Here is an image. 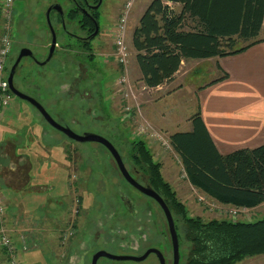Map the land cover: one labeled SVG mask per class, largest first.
Instances as JSON below:
<instances>
[{
    "label": "rangeland",
    "instance_id": "374dc122",
    "mask_svg": "<svg viewBox=\"0 0 264 264\" xmlns=\"http://www.w3.org/2000/svg\"><path fill=\"white\" fill-rule=\"evenodd\" d=\"M128 1L131 2V6L126 22V41L130 47L127 75L135 87V93L138 95V111L136 109L130 111L125 109L127 100L118 91L120 87L119 77L123 73V68L114 57L113 32L115 24L119 21V17ZM149 2L150 0L101 1L100 5L95 9L99 33L89 43L91 53L93 54L92 61L87 59V52L83 51L78 45L79 40L77 38L84 36L85 31L74 22H67L66 24L64 22V27L63 24L61 27L60 23L56 22L53 27L54 29L56 28V39L59 47L56 48L47 64L40 68L43 71H50L51 76H56L55 79H51L49 76L41 77L38 74H32L29 70L33 65L31 64L32 59L25 57L17 69L18 72L14 76V82L20 91L36 98L54 120L70 128L76 134L93 133L108 139L124 159L127 169L135 167L128 159L130 141L142 139L145 141L154 159L160 162V170L164 180L171 184L176 191L178 199L185 204L190 215L199 216L204 221L213 218L233 219L227 209L221 208L216 200L190 184L183 171L178 154L169 143V135L176 129L186 130L188 128L187 117L196 111L197 98L191 90L190 84L192 83L197 86L209 80V71L203 75V73L200 74L203 70L196 74H194L196 71L194 70L183 83L184 90L181 96L187 102L183 100L185 103L176 105L175 111L170 114V119L175 118L174 123L178 127H156L153 124V96L155 97L157 94L153 92V89H149V87L142 89V85L144 84L138 78L136 69L133 66L134 50L128 37L133 27L138 23L140 12L145 9ZM53 3H60L64 12L65 8L70 6L69 0L13 1L10 60L15 58L22 47H28L35 56L37 55L38 45H40L39 33L36 31L37 23L42 25L44 31H47L45 13L47 7ZM46 35V42H48L50 40L48 31ZM66 43L68 44L67 47L65 46ZM28 63H30L29 66H27ZM205 63V65L201 66L204 69H206V65L209 66L207 60H205ZM38 68L34 65V69L38 70ZM30 74H32L35 84H40V89L26 87L23 84V77ZM53 88L60 90L61 94L53 97ZM161 91L163 92L164 90H159V92ZM11 102L12 105L18 103L24 105L30 111L37 113L48 131L54 133L56 138L52 140V144L55 158L64 162V156L67 154L69 159L67 162L69 166L67 169H70L68 182L71 184L70 188L72 192L69 197H66L67 200L60 195V197H54L59 202V206H63L62 209L57 204L38 208V205L35 203L41 202L43 200L42 197L56 195L54 191H37L30 187L35 184H42L46 177L53 175V172L51 174L50 172H44V167L41 161L38 160L34 162V168L30 173L31 182L27 185L28 188L25 191H20L21 193H19L17 190H7L5 185L0 183V193L2 195L11 200H13V196L22 198L25 212L28 213L29 210H32L28 216L35 214V216H40L38 219L44 220L46 218L43 222V228L40 226V228L44 229L40 233L42 240H38L34 233H29L28 237L26 236L24 240H16L15 258L19 263H82L84 261L83 258L89 259L91 250L85 252L83 249H79L81 253L77 254L75 250L79 241H85L91 231L96 230L95 226L98 222V230L95 236L99 237L94 242L93 249L102 248L107 251H116L120 248L121 244H125L124 240H128L129 245L135 247L137 242L140 246L153 244V247L163 250L162 252L165 254L167 264H171L172 252L167 224L164 215L154 201L153 220L150 214L147 215L150 223L147 222L146 232L142 233L140 237L134 231H117L116 235L107 234V226L103 227L100 225L104 217L108 218L114 213L116 217H120V220L126 218L127 215L119 211L118 207L120 205L119 200L122 198H128L132 201L144 200L134 188L121 179L106 148L95 141L79 142L69 138L47 123L41 114L36 111V108L25 100L13 95ZM167 105L166 110L171 112L172 106H170L168 100L160 103L162 108ZM145 124L150 125V129L145 134H139V127ZM153 130L159 132L164 139L150 135ZM1 136L2 125L0 124ZM36 138L41 142L46 138L49 139L47 135H40L39 133H36ZM59 140L64 142H62L61 146H59ZM4 162V160L0 161L2 164ZM41 170L43 171L41 172ZM65 171L63 166L59 168L56 166L55 177L50 178L51 180L49 181L47 179L45 181L49 183L48 186L54 185L55 191L62 189L61 195L66 193V186H64L66 185ZM140 172L143 173L142 170ZM35 196L38 198H35ZM34 199L39 201L35 200V202ZM92 203L95 207L89 211L82 208V206L86 207ZM66 206L69 207L66 208ZM76 206H80L79 208H81L78 215L74 213ZM112 206L119 209L118 212ZM13 208L12 204L9 206L5 205L6 211H12ZM63 210L65 211L62 212ZM263 215L264 202L255 207H247L245 211H238L233 220L254 221ZM42 216H44V219ZM93 217H95V225H93ZM40 222L42 221L40 220ZM72 222H76L80 229L85 225L81 237L76 240L74 236L70 235L72 233ZM91 225L93 228L90 227ZM113 232L114 228L110 233ZM179 234V264H184L189 244L185 240L180 225ZM21 235L25 236L24 234ZM53 235L54 242H51L48 237ZM32 244L36 245V247L31 248ZM81 245L84 248L83 243ZM50 246H54L53 250ZM140 252L135 251L134 253ZM4 254L3 258L7 262V255L6 253ZM6 262L1 264H7ZM129 264H159V262L153 255L142 261L131 262ZM236 264H264V253L245 257Z\"/></svg>",
    "mask_w": 264,
    "mask_h": 264
},
{
    "label": "trees",
    "instance_id": "16d2710c",
    "mask_svg": "<svg viewBox=\"0 0 264 264\" xmlns=\"http://www.w3.org/2000/svg\"><path fill=\"white\" fill-rule=\"evenodd\" d=\"M92 1L96 4L98 0ZM69 2L64 18L57 11H50L52 25L59 22L62 27L64 22H74L86 32L94 31V22L82 9L97 22L96 8L86 6V0ZM168 3H179L180 10L175 11ZM263 14L264 0H150L131 34L140 80L147 87H156L170 80L183 60L243 51L256 41ZM77 40L91 61L90 42ZM14 59L5 66L7 74ZM189 120L191 128L171 133L169 143L178 154L190 184L222 204L255 207L263 203L264 142L221 154L200 111L196 110ZM128 159L143 171L148 184L169 207L178 242L181 226L189 244L184 264H236L245 257L264 253V215L254 221L227 218L204 221L188 213L171 184L164 180L161 164L145 141L140 138L130 141Z\"/></svg>",
    "mask_w": 264,
    "mask_h": 264
},
{
    "label": "crops",
    "instance_id": "0c3cea01",
    "mask_svg": "<svg viewBox=\"0 0 264 264\" xmlns=\"http://www.w3.org/2000/svg\"><path fill=\"white\" fill-rule=\"evenodd\" d=\"M168 4L175 11L180 10L179 3ZM142 12H140L139 17ZM42 28V25L37 23L36 31L39 33L40 45H38V52L35 57L40 61L47 55L50 44V40L46 42V32L48 31V34H50L49 29L44 31ZM131 34L128 35L130 42ZM255 39L254 43L237 53L206 59L183 60L179 69L170 80L156 87H149V89H153V92L157 94V96H153V124L156 127H178L174 123L175 118L170 119V114L175 111L176 105L187 102L181 96L184 90L183 83L194 70H196L194 74L203 70L200 72L203 75L209 71V80L197 86L191 83L190 88L197 98L196 110L200 111L201 118L218 152L227 154L239 148H253L262 144L264 142V14L261 28ZM57 47H59V44L56 45L55 50ZM8 58L6 65L9 64L11 56L9 55ZM205 60L209 62V66L206 65V69L201 67L206 64ZM31 64L33 65L29 70L32 74H38L41 77L49 76L51 79H55L56 76H51L50 71L40 70L45 64L38 65L33 60ZM29 65L30 63L27 64V66ZM34 65L39 67L38 70L34 69ZM133 66L136 69L138 78H140L135 58ZM32 74L23 77V84L26 87L40 89V84H35ZM14 85L17 87L15 82ZM159 90L164 91L159 92ZM52 94L53 97H56L61 92L53 88ZM165 100H168L170 106H172L171 112L166 110L168 105L163 108L160 106V103ZM36 111L39 113L37 109ZM189 117L186 120L188 128L186 130L176 129L175 131L189 130L191 128ZM0 124L2 125L0 161H5L4 164L0 163V183L5 185L7 190H17L19 193H21L20 191H25L28 188L27 185L31 182L30 173L34 168V162L38 160L41 161L44 172H50V174L53 172V175L46 177L42 184H35L30 187L37 191H54L56 195L42 197L44 201L41 200V202L35 204L38 205V208L54 206L55 204L59 206V202L54 198L55 196H63L67 200L66 197H69L72 193L71 184L68 182L70 170L67 169L69 167L67 165L69 161L68 156L67 154L64 156V162L55 158L52 140L56 136L43 125L38 114L30 111L24 105L18 103L12 105V102H10L6 108L0 111ZM36 133L40 135L45 134L49 139L46 138L41 142L37 140ZM62 142H59V146H61ZM61 165L66 170V185H64L66 186V193L64 195H61L62 189L55 191L54 185L48 186L49 183L45 182L46 179L49 181L51 180L50 178L55 177L56 166L59 168L62 167ZM0 195L3 197L5 205L9 206L12 204L14 206L12 211L5 210L0 218V223L6 228L14 247L16 240L26 239L29 233H34L38 240H42L40 233L44 231L42 228L46 218L44 219V216H42L44 220L38 219L40 216H35V214L28 216L32 210H29L28 213L25 212L24 201L21 197L17 198L13 196V200H11L1 193ZM35 198L38 197L35 196ZM219 206L223 209L232 207L231 205L222 203H219ZM68 207L66 206V208ZM59 208L62 209L63 206H59ZM48 239L54 242V235L49 236ZM35 247L36 245L32 244L31 248ZM50 247L53 250L54 246ZM4 253L0 247V264L6 262L3 258L5 256Z\"/></svg>",
    "mask_w": 264,
    "mask_h": 264
},
{
    "label": "water",
    "instance_id": "95a60500",
    "mask_svg": "<svg viewBox=\"0 0 264 264\" xmlns=\"http://www.w3.org/2000/svg\"><path fill=\"white\" fill-rule=\"evenodd\" d=\"M101 1L102 0H98L97 3L93 7L97 8L100 5ZM51 10L57 11L60 14L61 18L64 17V10H63V7L60 3H53L47 7L46 13H45V18H46V23H47V26H48V29L50 32V44L48 47L47 55L45 56V58L43 60L40 61L35 57V55L33 54L31 49H29L28 47H22L19 50V52L17 53L12 65L10 66L9 71H8L7 80H8L10 91L12 92V94L15 97L29 102L32 106H34L39 111V113L47 121V123H49L53 128L64 133L69 138H71L75 141H79V142L95 141V142L102 144L108 150V152L111 154V156L115 160L116 165H117L121 175L125 178V180L131 186L136 188L138 191H140V192L148 195L149 197L153 198V200H155L157 202V204L160 206V208L162 209L163 214L165 216V220H166V224H167V228H168V233H169V238H170V242H171V250H172L171 251L172 252L171 264H179V260H180L179 242H178L175 222H174L173 216L171 214V211H170L169 207L167 206V204L165 203L164 199L154 189H152L149 186L142 185V184L138 183L130 175V173L128 172V170L126 169V167L122 161L121 155L119 154L117 149L114 147V145L108 139H106L100 135L93 134V133L76 134L70 128H68V127L58 123L56 120H54L53 117L48 113V111L45 109V107L38 100H36L32 96L20 91L14 85V75H15L17 66L19 65L20 61L23 58L29 57L38 65H44L51 59V57L54 53L55 47L57 45V39H56V31H55V29L51 23V20H50L49 14H50ZM82 11L88 17H90L92 19V21L94 22V31L91 35L88 36V38H90L98 32L99 28H98L97 22L94 20V18H92L87 13V11L85 9H82ZM63 27H64V24H63ZM150 250H153V251H150ZM150 252H153L157 256L159 264H166L164 254L159 249L154 248V247H153V249H149L148 251H146L141 256L114 255V254L109 253L107 251H97L92 257V264H96V260L101 256H106V257H110V258H114V259H129V260L140 261V260H143Z\"/></svg>",
    "mask_w": 264,
    "mask_h": 264
},
{
    "label": "built area",
    "instance_id": "2783aa9c",
    "mask_svg": "<svg viewBox=\"0 0 264 264\" xmlns=\"http://www.w3.org/2000/svg\"><path fill=\"white\" fill-rule=\"evenodd\" d=\"M13 1L14 0H2L0 3V19H1V33H0V111L3 108H6L12 99V92L10 91L8 80H7V72L5 70V66L8 60V57L11 53V18L13 13ZM131 6V2H127L125 4V8L119 17V21L115 24V29L113 32V46H114V57L119 65L123 68V73L119 77V89L118 91L126 98L127 104L125 105V109L139 110V102L138 95L135 93L134 85L130 81L127 75V64L130 57V47L126 41L127 36V18L129 9ZM147 86L142 85V89ZM131 104V105H129ZM150 129V125L145 124L139 127L138 133L145 134ZM150 135L164 139L163 136L153 130ZM247 207H236L232 206L227 209L230 213V216L234 219L235 214L238 211H245ZM5 211V204L3 197L0 195V218L2 217ZM0 247L5 251L7 255V264H20L19 261L15 258V247L12 242L11 237L9 236L6 228L3 224L0 223Z\"/></svg>",
    "mask_w": 264,
    "mask_h": 264
},
{
    "label": "flooded vegetation",
    "instance_id": "af4514ba",
    "mask_svg": "<svg viewBox=\"0 0 264 264\" xmlns=\"http://www.w3.org/2000/svg\"><path fill=\"white\" fill-rule=\"evenodd\" d=\"M86 2H87L86 6H94L95 5L92 0H86ZM92 33H93V31H88V32L85 31V35L80 37V39H82L84 41H87V42H90V40L93 39L94 37H96V35L99 33V29H98V32L95 35H93L92 37L88 38V36L91 35ZM110 158H111L112 162L114 163L115 168L118 170V173H119V176L121 177V179H123L126 183H128L125 180V178L121 175V173H120V171H119V169H118V167L116 165V162L113 159V157L111 156V154H110ZM122 161H123V163L125 165V162H124L123 158H122ZM125 167H126V165H125ZM126 169H127V167H126ZM127 170L130 173V175L138 183L151 187L148 184V182H147L146 176L142 172H140V170H138L136 167H132V168L127 169ZM131 187L134 188L133 186H131ZM134 189L140 194V196L142 198H144V200L143 201H134V200L132 201V200H130L128 198H122L121 200H119V204L120 205L118 207H119L120 210L116 209L114 206H112V207H114L116 209L117 212H118V210L122 211L127 216H126L125 219H121V220H120V217H116L114 215L115 213L113 215L109 216L108 218L104 217L103 220L101 221L100 225L103 226V227L105 225L107 226V231H106L107 234L116 235L117 231H127V232L134 231V232H136V235L140 237L142 235V233L146 232L147 222L150 223V221H149L150 219H149V217L147 215L150 214V216L152 217V220H153V201L156 203V206L159 208V210L163 214L162 209L157 204V202L155 200H153V198H151L148 195L138 191L136 188H134ZM79 207L76 206V209L74 211V213L77 214V215L79 214L80 209H81ZM93 207H95L93 205V203L87 205L86 207L82 206V208L85 209L86 211H89ZM93 219H94V221H93L94 224L93 225H95V223H96L95 217H93ZM98 225H99V223L97 222V224L95 226L96 230L95 231H91L89 237L85 241H83V240L79 241V243L77 245V249L75 250V251H77L76 254L77 253H81L79 251V249H83V251H85V252H88V251L91 250V252H90L91 254L89 256V259L83 258L84 261H82V263H80V264H92V257L97 251H107V250H103L102 248L93 249L94 242L97 241L98 240L97 237H99V236H95L96 232L98 230ZM90 227L93 228L92 225ZM71 228H72L71 229L72 233H70V235L74 236L75 240H76L77 238L81 237V233L83 232V229H85V225H84V227H82V229H80L78 227V224H76V222H72L71 223ZM113 228H114V232L110 233V231H112ZM124 242H125V244H121L120 248H118L116 251H107V252L112 253L114 255L141 256L146 251H148L149 249H153V244L152 245H148V246H140L138 244V242H137L136 243V247H135V246L129 245L128 240H126V241L124 240ZM82 243H83L84 248L81 247ZM157 249H159V248H157ZM159 250L161 252L163 251L162 249H159ZM135 251H141V252L140 253H134ZM150 251H153V250H150ZM153 255L157 258V256L153 252H150L144 259H147L148 257L153 256ZM164 256H165V254H164ZM140 261H142V260H140ZM131 262H137V261L136 260H129V259H114V258H110V257H106V256H101V257H99L96 260V264H129ZM166 264H167V261H166Z\"/></svg>",
    "mask_w": 264,
    "mask_h": 264
}]
</instances>
